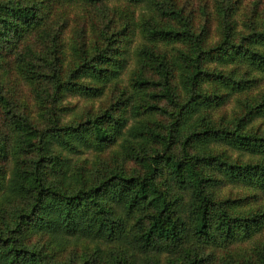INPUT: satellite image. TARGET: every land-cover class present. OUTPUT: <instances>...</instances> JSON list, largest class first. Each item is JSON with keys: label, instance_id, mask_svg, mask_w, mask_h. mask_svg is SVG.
<instances>
[{"label": "trees", "instance_id": "1", "mask_svg": "<svg viewBox=\"0 0 264 264\" xmlns=\"http://www.w3.org/2000/svg\"><path fill=\"white\" fill-rule=\"evenodd\" d=\"M113 1L0 0V57L25 44L18 71L37 103L29 115L0 84V128L15 137L0 138V264H59L48 241L57 236L94 243L81 263L66 264H214L217 249L229 248L228 264H264V129L254 125L264 118V90L254 93L264 25L237 31L242 0L219 2L212 43L208 17L196 27L179 0H127L157 4L161 20L121 18L122 31L136 27L144 39L131 94L117 99L127 68L119 35L74 32L67 17L72 6L106 13ZM32 40L47 51L36 54ZM67 93L99 109L67 120L60 111L75 106L59 105ZM232 100V115H218ZM84 149L104 154L89 170H71L63 152ZM236 243L250 251L234 252Z\"/></svg>", "mask_w": 264, "mask_h": 264}, {"label": "rangeland", "instance_id": "2", "mask_svg": "<svg viewBox=\"0 0 264 264\" xmlns=\"http://www.w3.org/2000/svg\"><path fill=\"white\" fill-rule=\"evenodd\" d=\"M222 2L224 4H228L229 0H179V6L182 7L187 13H190L194 18L195 26L200 28L206 21V18L210 20L211 31L210 35L212 36V43L218 42L219 36L221 35V30L218 22V15L216 10L217 3ZM161 4L163 6L168 7L169 4L166 1L161 0ZM110 6L108 12L101 13L96 6H75L70 7L68 10V19L70 27H74V32H77L78 29L83 25L82 28L85 31H89L90 29L98 30L103 29L106 30L109 35L115 33V35H119L115 38L114 44L120 47H125L126 52H123V56L127 59V68L123 71L122 74V82L119 86L113 88V91L116 93V98L121 99L122 97L128 96L131 94V90L128 87V77L130 72L136 66V58H137V49L143 43V36L138 28H134L132 31L124 32L122 29L127 26V20L125 19L126 13L131 18V21L135 23L137 26L139 23L146 18L152 17L153 19L161 20L160 17L155 13V10L158 8V5H151L147 2H142L137 5L134 3H130L127 0H115L109 3ZM252 13V14H251ZM245 14H251V18L246 19ZM255 15V18H254ZM121 18H123L121 20ZM237 18V31L244 33L248 31L249 25L247 23L252 21L257 25V27L261 28L264 25V0H242L241 8L239 14L236 15ZM217 20V22H216ZM69 27V31L70 30ZM90 34V31L88 32ZM121 35H120V34ZM129 34V35H128ZM70 35V34H67ZM127 36V39L125 38ZM124 41V42H123ZM31 48L36 51V54H41L47 51H43V47L38 42L32 40L29 44ZM162 50H170L172 53V45L169 46H161ZM25 44L21 43L16 48L11 51H7L4 53L3 57H0V84L3 87L4 93L8 94L15 99L16 101H21L23 107L21 110H26L29 115L34 116L37 115V103L36 99H34L33 91L31 92V86L23 79L18 71V62H17V51H25ZM3 54V52H2ZM71 51L68 54V60L71 59ZM34 58V57H33ZM6 59V62H5ZM34 61L37 62V59L34 58ZM41 62V61H40ZM244 68L245 66H241ZM31 90H30V88ZM261 90H264V78L261 79V84L254 93H259ZM110 91V90H109ZM244 96V95H243ZM237 97V96H236ZM104 98V97H103ZM234 99V98H233ZM70 102L75 104L73 108H64V110L60 111V114H64L66 119H74L75 116H83L81 118L83 120L92 117L94 113L99 109V101H95L94 105H92V100H89L85 97H81L79 94L67 93L64 100L59 103L60 106L67 105L66 103ZM235 101L232 100L229 102L218 115L226 113L227 117L232 115L233 109L235 108ZM65 107V106H64ZM95 109V110H94ZM93 112V113H92ZM157 120H162V117L155 116ZM147 118L143 116V120ZM42 120V117L41 119ZM136 119H131L130 125L135 123ZM40 127L43 129L46 127L45 120L39 122ZM255 126H260L264 129V118L257 119L254 123ZM2 130V131H1ZM0 138H7V141H12L15 137L8 131L7 128H0ZM212 147L218 149L219 151L226 149L224 145L213 143ZM227 152L233 155V157L239 156L240 159L248 158L246 154H239L238 151H234L232 149H226ZM110 151H113L110 149ZM104 153H98L91 149H84L82 152H63L62 157L67 158V163L69 168L72 169H81V170H89L93 164L98 161V158L101 157ZM105 154H109L106 152ZM14 162L12 157H9L6 164ZM12 167V164H9V168ZM228 187L225 189L227 192ZM241 191L240 187L235 188V192ZM10 208V206H8ZM47 241V240H46ZM49 244L55 248L54 260L59 264H66V261L71 258L74 263H81L87 254L88 251H91L94 243H85L81 241H76L74 239L60 238L56 237L54 239L48 240ZM240 243H236L231 246V249L234 252L242 251L246 248V252L250 251V243H245L243 245H239ZM58 249L62 251L64 254H59ZM230 257V248L229 249H217L216 254L212 257L211 260H215L214 264H228V259ZM97 264V263H95Z\"/></svg>", "mask_w": 264, "mask_h": 264}]
</instances>
